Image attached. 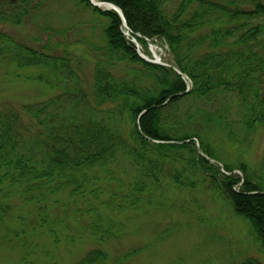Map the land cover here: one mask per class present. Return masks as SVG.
Listing matches in <instances>:
<instances>
[{
	"label": "trees",
	"instance_id": "trees-1",
	"mask_svg": "<svg viewBox=\"0 0 264 264\" xmlns=\"http://www.w3.org/2000/svg\"><path fill=\"white\" fill-rule=\"evenodd\" d=\"M47 1L56 0H0V20L19 25L36 16L45 25L53 17ZM75 1L103 18L98 42L95 32L89 35L87 78L80 55L61 41L55 47L63 51L49 53L0 31V65L16 77L27 71L26 80L51 92L0 105V218L20 194L56 247L62 237L74 243L85 233L102 241L121 231V216L167 207L171 189L204 184L264 247V168L253 170L241 152L225 159L215 145L233 141L235 124L247 135L264 121V0H101L122 10L126 26L116 10ZM50 25L45 29H55ZM133 37L147 54V39L165 43L174 65L192 80L191 90L170 66L144 60ZM219 97L227 101L222 110L202 106ZM187 100L197 103L194 110L182 107ZM233 104L241 115L236 120L229 115ZM64 193L67 199H57ZM57 207L67 220L53 217ZM61 226L73 232L63 234ZM108 259L93 247L74 264ZM233 264L264 262L248 256Z\"/></svg>",
	"mask_w": 264,
	"mask_h": 264
},
{
	"label": "rangeland",
	"instance_id": "rangeland-1",
	"mask_svg": "<svg viewBox=\"0 0 264 264\" xmlns=\"http://www.w3.org/2000/svg\"><path fill=\"white\" fill-rule=\"evenodd\" d=\"M75 3V0H56L52 3L57 10L52 8L50 12L53 17L47 19L45 25L51 24L55 28L53 30L45 29L43 22L46 18L31 16L19 25L0 20V31L43 52L51 53L56 50L61 53L63 46L67 45L75 55H80L79 59L83 62L82 67L80 66L81 76L87 78L90 60L93 58L89 35L92 31L95 32L92 40L98 42L97 34L102 29L103 18L90 9L75 6ZM61 27H64L63 33L58 34L57 29ZM210 28L211 25L200 32H208ZM50 39L52 44L47 45ZM58 40L63 44L61 48L55 47ZM77 41L81 42L76 43ZM151 43L155 44L156 53L163 60L174 64L165 43ZM148 48L150 51L149 46ZM203 49L205 48H201ZM20 73L22 75L16 77L13 68L6 64L0 65V105L18 106L50 95L51 92L43 89L39 81L26 80L27 71ZM220 100L222 99L219 97L214 106H202L205 109L222 110L227 101ZM196 105V102L187 100L182 107L189 106L194 110ZM233 105L229 115L232 120H236L241 115ZM234 128L236 134L233 141L224 138L219 144L215 142V145H221L224 149L222 156L234 160L237 153L241 152V156L253 170H262L264 121L247 135L237 124ZM203 185H199L195 191L171 189L170 205L167 207H149L121 216V231H117L115 237L101 241L85 233L81 238L76 237L74 243L62 237L57 247L49 242L43 229L36 226L34 209L29 212L31 206L24 205L19 194L12 199L13 206L10 210L0 218V264H26L27 260L30 264H74L93 247L108 252L106 264H233L248 256L261 258L264 262V247L250 235L248 223L236 216L230 205L228 208L226 202L212 196L206 185ZM59 198L65 200L67 196L64 193L57 197ZM52 212L54 218L67 220L61 208H54ZM22 230L26 233L22 234ZM59 231L65 234L69 229L61 226Z\"/></svg>",
	"mask_w": 264,
	"mask_h": 264
},
{
	"label": "water",
	"instance_id": "water-1",
	"mask_svg": "<svg viewBox=\"0 0 264 264\" xmlns=\"http://www.w3.org/2000/svg\"><path fill=\"white\" fill-rule=\"evenodd\" d=\"M93 5H95L96 7L100 8V9H103V10H110V9H113V10H116L121 18L123 19L124 21V24H126V21H125V18H124V15L122 13V10L115 4L111 3V2H107V1H95V0H90ZM143 58L147 59L145 56H142ZM151 62H156V63H160V64H167L168 66H170L171 68H173L188 84V88L186 90V92L190 91V89L192 88V80L189 78V76H187L185 73L181 72L179 69H177L173 64H170V63H167L165 60H163L162 58L159 59V60H149Z\"/></svg>",
	"mask_w": 264,
	"mask_h": 264
},
{
	"label": "bare ground",
	"instance_id": "bare-ground-1",
	"mask_svg": "<svg viewBox=\"0 0 264 264\" xmlns=\"http://www.w3.org/2000/svg\"><path fill=\"white\" fill-rule=\"evenodd\" d=\"M96 1V0H95ZM155 51V50H154Z\"/></svg>",
	"mask_w": 264,
	"mask_h": 264
}]
</instances>
